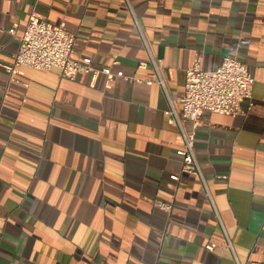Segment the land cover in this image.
I'll use <instances>...</instances> for the list:
<instances>
[{
  "label": "crops",
  "instance_id": "obj_1",
  "mask_svg": "<svg viewBox=\"0 0 264 264\" xmlns=\"http://www.w3.org/2000/svg\"><path fill=\"white\" fill-rule=\"evenodd\" d=\"M128 2L0 0V264H264V0ZM33 11L74 36L73 58L96 72L9 75ZM149 54L164 88L145 83ZM226 57L254 84L241 115L200 120L210 201L180 171L166 112L180 111L196 60L212 72Z\"/></svg>",
  "mask_w": 264,
  "mask_h": 264
},
{
  "label": "built area",
  "instance_id": "obj_2",
  "mask_svg": "<svg viewBox=\"0 0 264 264\" xmlns=\"http://www.w3.org/2000/svg\"><path fill=\"white\" fill-rule=\"evenodd\" d=\"M129 4L128 0H126ZM136 27L138 25L136 23ZM9 34L13 35L12 28ZM143 45L148 51V46L143 40ZM76 39L61 27H52L33 11L20 38V46L13 57V62L8 68L9 75L16 74L20 67H26L34 71H50L57 69L62 78L74 79L79 75H87L96 72L90 58L80 57L74 59ZM149 53V51H148ZM150 55L152 75L145 80L148 86L158 84L164 88L161 79V60L154 59ZM113 65H117L114 57ZM141 69H146V64H140ZM106 73V71H101ZM117 76L124 78L122 72ZM132 83L142 81L128 79ZM254 79L248 66L235 58L226 57L216 71H203L199 60L186 72V83L183 93L178 97L177 103L180 111L173 107L166 112L170 117V123L177 129V143L179 150L177 155L181 161L180 171L198 177L202 182L205 197L212 201L210 193L202 176V168L195 151V137L200 120L205 113L223 116L241 115V104L252 97ZM172 182H178L179 176H170ZM154 207L166 213L172 211V205L155 202ZM227 239V238H226ZM227 249L234 255L231 242L226 240ZM207 251L212 252L214 245H207ZM236 264H241L236 260ZM256 264V263H249Z\"/></svg>",
  "mask_w": 264,
  "mask_h": 264
}]
</instances>
